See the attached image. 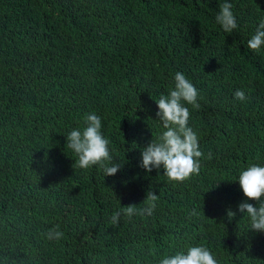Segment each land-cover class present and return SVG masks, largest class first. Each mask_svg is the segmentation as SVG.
Listing matches in <instances>:
<instances>
[{"label": "trees", "instance_id": "trees-1", "mask_svg": "<svg viewBox=\"0 0 264 264\" xmlns=\"http://www.w3.org/2000/svg\"><path fill=\"white\" fill-rule=\"evenodd\" d=\"M223 2L0 0V264H158L189 244L219 264H264V232L239 213L235 180L264 163V50L247 46L264 0H231L232 33L215 21ZM176 71L200 91V107H187L203 156L182 182L139 164L163 130L155 100ZM93 111L124 164L115 175L76 167L67 148ZM149 190L159 195L152 216L112 223ZM57 225L63 237L49 240Z\"/></svg>", "mask_w": 264, "mask_h": 264}, {"label": "clouds", "instance_id": "clouds-1", "mask_svg": "<svg viewBox=\"0 0 264 264\" xmlns=\"http://www.w3.org/2000/svg\"><path fill=\"white\" fill-rule=\"evenodd\" d=\"M232 8L231 0H224L215 16L216 23L227 33H232L238 27ZM247 46L256 52L264 50V20L259 22ZM173 81L174 86L167 94L162 93L155 100L158 108L156 116L162 122L163 130L142 149L139 164L146 172L162 168L163 175L169 181L182 182L192 174L199 173L200 158L203 156L198 133L189 124L191 114L187 107H200V91L182 71L174 73ZM234 97L241 101L247 99L242 89L235 90ZM103 127L101 115L95 111L86 113L84 125L74 127L67 133L66 145L77 158L76 167L88 169L99 166L105 176H110L115 175L124 164L117 162L113 155L110 139L104 134ZM235 180L246 197L237 206L239 213L249 221V229L264 232V163H251L242 168ZM252 200L256 203L250 202ZM158 203L159 195L149 190L142 208L136 205L119 208L112 214L111 221L118 223L122 212L129 218L134 215L152 216ZM190 215L199 216V212L193 209ZM236 215L237 212L231 208L227 210L229 219ZM63 235L59 225L47 233L49 240H59ZM158 264H219V261L207 246L189 244L159 256Z\"/></svg>", "mask_w": 264, "mask_h": 264}]
</instances>
